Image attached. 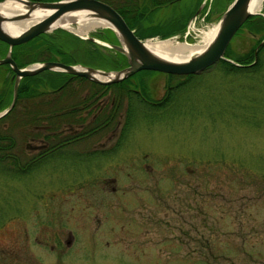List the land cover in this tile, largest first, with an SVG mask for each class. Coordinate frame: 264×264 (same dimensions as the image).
Here are the masks:
<instances>
[{
	"label": "rangeland",
	"instance_id": "rangeland-1",
	"mask_svg": "<svg viewBox=\"0 0 264 264\" xmlns=\"http://www.w3.org/2000/svg\"><path fill=\"white\" fill-rule=\"evenodd\" d=\"M227 3L195 28L214 26ZM238 38L228 57L246 59ZM140 77L131 79L163 95L164 74ZM187 89L171 114L135 122L116 163L58 156L31 168L49 119L30 120L32 101L15 102L0 118L13 140L0 161V264H264V68L225 74L213 65ZM109 137L68 149L85 157Z\"/></svg>",
	"mask_w": 264,
	"mask_h": 264
},
{
	"label": "flooded vegetation",
	"instance_id": "flooded-vegetation-1",
	"mask_svg": "<svg viewBox=\"0 0 264 264\" xmlns=\"http://www.w3.org/2000/svg\"><path fill=\"white\" fill-rule=\"evenodd\" d=\"M215 1L217 0H109L108 4L120 15L135 37L142 39L160 37L164 33H171L168 37H178L182 34L187 36L188 32L195 28L197 19H200L199 22L209 20ZM190 22H192L191 25ZM182 24H185L183 31L181 30ZM240 34L244 35V38H238L241 41L240 50H252V59L250 62L239 63L237 66L244 70L243 73L262 71L264 68L262 59L259 63L255 62L258 50H264V7L263 12L258 11L245 19L234 32L224 50H233V39ZM96 35L97 38H100V35L104 36V34L98 33ZM100 50L105 49L100 46ZM30 64L33 63L28 65ZM5 65L8 66V64ZM122 81L100 84L86 78L77 79L69 75L65 79L49 81L48 94L20 96L19 98L16 94L14 103L20 100L32 101L28 110H24V115L30 120L38 119L41 116L49 119L50 131L47 133L48 135L43 136L44 144L40 147H47L48 141L51 143L49 147L42 148V153L35 156L36 160L42 159L39 162L43 164L51 157L60 156L90 163L96 161L116 163L117 159L112 155L123 146L127 136L122 138V135L127 131L129 134L133 128L128 130L127 126L135 124L138 119H141L138 114L139 118L133 121L131 109L134 106L137 107L136 109L140 108L142 105L140 101H143L142 96L133 94L135 92L133 84L136 81H124L122 85H119ZM102 134H108L110 137L106 138L105 142L94 145L92 149L88 148V156H78L73 154V150L68 149L78 141ZM42 140L40 139V141ZM28 147L33 148L31 145ZM91 150L94 151L90 152ZM143 165L148 166V163L144 160ZM111 189L113 190V188ZM49 242L52 243L50 240Z\"/></svg>",
	"mask_w": 264,
	"mask_h": 264
},
{
	"label": "water",
	"instance_id": "water-1",
	"mask_svg": "<svg viewBox=\"0 0 264 264\" xmlns=\"http://www.w3.org/2000/svg\"><path fill=\"white\" fill-rule=\"evenodd\" d=\"M11 1L18 3L22 12L8 14L0 11V41L7 45L4 57L0 58V64H8L13 72L11 100L8 107L0 112V117L13 106L20 79L45 70L64 72L95 83L110 84L121 81L141 70H151L162 74L188 75L200 73L219 59L231 62L223 56L227 43L245 19L257 13L249 10L251 0H232L219 14L212 37L208 41L206 38L202 42L206 45L199 52L183 61H172L148 49L144 44L147 39L135 37L120 15L101 0ZM2 2L3 0L0 1V3ZM90 18L104 22L105 24L98 28L109 30L115 41L110 43L89 35L80 36V38L92 41L119 54L125 63L123 67L116 70H102L80 64L45 61L18 68L11 60L12 46L24 43L41 33L55 29H68L63 25L73 26L81 19ZM28 19H37V21L15 34L8 31L7 23ZM165 39L173 40V38Z\"/></svg>",
	"mask_w": 264,
	"mask_h": 264
},
{
	"label": "trees",
	"instance_id": "trees-1",
	"mask_svg": "<svg viewBox=\"0 0 264 264\" xmlns=\"http://www.w3.org/2000/svg\"><path fill=\"white\" fill-rule=\"evenodd\" d=\"M35 1H54V0H35ZM101 1L107 4L109 3V0H101ZM220 2H222V0L215 1L212 7L218 5ZM225 7L226 6H224L223 9ZM184 25L185 24H182V29H181L182 31ZM97 33L104 34V36L100 35V38H97L96 37ZM170 34L171 33H164L161 34L160 37L167 38ZM91 36L99 40L110 43L115 41L114 36L107 29L96 30L95 32H93ZM6 49H7V45L0 41V58H2L5 55ZM104 49L105 50H100V46L92 41L80 39L77 36L69 32H66L65 30L55 29L50 33H41L27 40L24 43L12 46L10 50V56L11 59L16 64V66L19 68L26 66L29 63L45 62V61H59L64 64H80L82 66H88L102 70H116L125 65L123 58L119 54L107 48ZM260 51L261 50H258L257 57H259ZM251 54H252V50L247 52V54H245L246 59L241 57L242 55H238L235 57H228L230 56L229 50H224V54H223L224 57L231 58L235 64L228 62L224 59H219L214 65L218 66V69L225 74H240L243 73L244 70L239 66H237L236 64L248 62L249 60L252 59ZM255 63H259V59H257ZM0 70L2 71L1 85H0V111H2L8 106L11 99L13 73L10 67L5 64L0 65ZM158 73L159 72L151 71V70H141L125 78L122 82L119 83V85H122L124 81L132 80L131 79L132 77L142 79L140 75L150 76ZM164 75L166 79L164 85V93L158 99H153L152 94H149L148 92L145 91L143 81L137 80L136 83L133 84V88L135 89V92L133 94L136 96L138 95L143 97V101H140L142 102L140 108L136 109L137 107L134 106L135 109L134 108L131 109V113L133 111L132 114L133 121L137 120L139 116L143 120L151 121V120L163 118L167 114H171V112L174 111V108L178 103V101H180V97H179L180 93L182 91L184 92V90H188L185 89L187 87L191 88L192 79L195 78L198 74H188V75L164 74ZM68 77L69 74L59 71H43L32 76H26L22 78L19 82V85L17 87V98H19L20 96H29V95L34 96V95L48 94L49 92L47 91V88H49V81L61 80ZM73 78L84 79L83 77H78V76H73ZM172 97L174 98L172 99ZM138 114L139 116H137ZM2 119H0V121ZM133 125L134 124H129L127 126V128H129L128 130H130L133 127ZM122 136H123L122 138L128 136V131L126 134H123ZM12 145H13V140H11L7 134L0 133V161H2L8 155L5 152H9V148H11ZM9 157L12 160L17 159L15 156L9 155ZM31 161H33V158ZM34 161L37 163L34 167L31 168L37 167L38 166L37 164H40L41 162V161L40 162L37 161L36 158Z\"/></svg>",
	"mask_w": 264,
	"mask_h": 264
},
{
	"label": "bare ground",
	"instance_id": "bare-ground-1",
	"mask_svg": "<svg viewBox=\"0 0 264 264\" xmlns=\"http://www.w3.org/2000/svg\"><path fill=\"white\" fill-rule=\"evenodd\" d=\"M263 0H251L249 3V10L252 12H258L261 8ZM0 11L10 13L22 12L20 5L15 1L3 0L0 3ZM37 19H28L18 22L7 23V29L10 33H17L24 30L30 24L36 22ZM105 23L94 18L81 19L74 26L70 27L68 24L63 25L71 30L74 34L79 36L87 35L89 31L95 30V28L103 26ZM215 31V26L212 27L211 33L209 34L207 41L212 37ZM145 46L150 49L153 53L172 61H183L191 55L199 52L206 44L191 45L186 42H176L173 40H145ZM192 87V86H191ZM188 88V87H187ZM185 88V89H187ZM182 90V89H181ZM180 91V90H178ZM177 92V91H176ZM173 93V92H171ZM172 96V94H171ZM175 97V96H174ZM172 97V99L174 98Z\"/></svg>",
	"mask_w": 264,
	"mask_h": 264
},
{
	"label": "built area",
	"instance_id": "built-area-1",
	"mask_svg": "<svg viewBox=\"0 0 264 264\" xmlns=\"http://www.w3.org/2000/svg\"><path fill=\"white\" fill-rule=\"evenodd\" d=\"M204 28H206V27H204ZM207 30V29H206ZM197 33H203V30H198V32ZM204 34H205V31H204Z\"/></svg>",
	"mask_w": 264,
	"mask_h": 264
}]
</instances>
